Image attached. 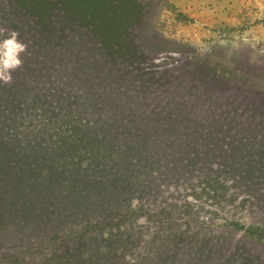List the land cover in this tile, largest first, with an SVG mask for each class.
Listing matches in <instances>:
<instances>
[{
    "label": "rangeland",
    "instance_id": "obj_1",
    "mask_svg": "<svg viewBox=\"0 0 264 264\" xmlns=\"http://www.w3.org/2000/svg\"><path fill=\"white\" fill-rule=\"evenodd\" d=\"M139 1L144 7V16L142 23L134 29V38L147 55L148 63L153 61L159 65V68L168 66L169 69L179 65L175 70L184 76L188 75L193 67L197 70L200 66L203 72L213 77L208 79H215L219 85L253 91L255 94L264 92V0H247L248 9L237 10L235 7L233 8L234 16L232 17L231 14L230 18L225 17L229 14L227 8L229 0H219L218 4H226L223 10L217 9L215 5H210V8L205 4L197 5L193 0L178 6L174 0ZM242 4L243 1L240 6H243ZM210 16L219 22H207ZM0 30H3L0 31V40L7 38L12 31H15L18 33V40L27 45L26 52L21 54L23 65L12 72V82L5 84L0 81V147L4 144L9 146L17 144L14 141L15 137L16 139L25 138L24 135L33 132L40 134L38 141L43 151L52 150L48 155L41 156L44 163L50 160L58 165L63 157L74 158V163L70 164L72 168L67 171L69 175L62 176L60 181L66 185L67 203L74 200L73 204H79V207L74 209L71 219L62 227L66 229L65 233H51L52 235L49 232L43 235L36 233L29 224L33 216L31 209L21 210L22 214L19 216L22 218L7 220L6 224L2 225L5 231L0 232V264H55L53 246L61 244L65 234L72 233L74 237L75 230L82 233L81 230L87 227L89 228L87 234L92 235L89 240L91 251L95 249V245L99 246L102 231L107 234L126 227L123 231L127 230V232L123 238L126 237L128 241L132 239L128 235L129 231L140 233L136 235L140 239L136 244L140 246L139 250L142 254L148 251L151 246L150 241L160 234L167 236L170 233L180 232V234L194 236V240L184 244L180 251V257L184 260L174 264L188 262L195 264L196 260L192 259L194 252L199 257V250L204 249L207 254L209 247H213L214 249H211L214 252H223L227 249L226 258L228 257L229 264H264V152L260 153L259 170L255 172L256 179L260 181V184L254 187L255 190L245 187L237 188L234 182L235 177L231 176L227 170L218 171L217 178L213 179L221 180L227 185V196L214 198L212 188L209 187V193L203 191L205 184L202 178L204 177L202 172L196 170L190 176L191 185L184 180L173 185H167L165 181L159 180L152 192L147 194L138 192L130 202H126L122 206L123 215H116L114 219L108 220L106 211L109 209L106 208V203H102L97 194L93 193V196L89 193L91 187L86 185L88 181L93 183L97 179L95 175H92L95 169L88 168V164L99 168L97 164L100 163V156L98 158L93 153L87 152L88 141L82 138L84 134L72 135L75 122L71 125L64 120L55 123L50 115L53 109L61 113L60 108L69 104L66 101L69 95L74 92L81 93V90L77 88H74L71 94L65 90V86H69L68 89H70L68 74L71 72L70 68L74 69L68 58L71 59L81 51L84 55L87 54L88 49H91L90 45L88 49H83L87 45L70 46L62 40L55 41L43 37L39 27L28 19V16L20 11L12 0H0ZM92 49H95L92 53L99 52L96 46ZM59 51L64 54L60 58ZM56 54L58 56H55ZM79 60L80 63L76 66L78 68L82 66L85 73L93 74L98 71V67L94 66L93 58L87 65H84V58L80 57ZM65 62L66 65L63 64ZM99 64H103V61H99ZM121 68L125 69L124 66ZM101 70L103 73L104 68L101 67ZM134 72L132 70L130 73ZM64 74L67 76L65 82H63ZM95 76L94 83L98 87L97 92L103 94L102 104L105 106L120 107L134 101L137 97L142 98L141 95L136 96L135 87L130 90L125 87L124 92H121L119 86L107 87L101 75L95 73ZM56 92L63 95L65 93L64 101L53 98ZM195 97L201 99L202 96L195 95ZM250 98L258 102V107L253 105L246 110L245 105L242 104L248 102ZM261 100H264V97L246 93L245 101L237 104L242 105L239 112L243 116L241 118L243 129L259 130L258 138L264 140L262 115L264 106L261 105ZM153 111L154 101H146V105L140 110L143 117L140 123L134 122L138 114L136 112L131 113L127 118L126 111L123 122L118 114L113 115L116 117V124L122 123L121 127L124 124L130 130L131 140L137 146L140 144V150L142 145L168 144L166 143L168 141L158 138V134L151 129L152 125H155L151 121ZM75 117L77 119L78 114ZM90 119L95 121V115ZM218 120L220 123L205 121L198 117L197 122L200 124L198 127L197 122H191L190 128L185 129L193 134V137L189 139L192 144L197 143V136L205 138L212 132L221 131L217 128L224 130L229 128L230 125L227 124L229 121ZM223 124L227 125L222 127ZM160 129L163 133L162 127ZM116 130L121 129L115 128ZM101 134H98L99 139ZM90 136L94 137L95 133H90ZM63 139H67L70 146L60 145ZM119 143L124 149L133 147L132 144L127 145L126 141ZM200 143L204 145L205 141L202 140ZM102 160L108 161L105 157ZM212 166L222 168L217 165ZM86 170H88L87 173ZM103 174L105 173L101 176ZM245 177L251 179L252 186L253 179L250 172L246 173ZM3 183L4 179L0 178L2 190L7 188V185ZM76 188H79L81 192ZM124 190L127 192L128 189ZM46 196L50 197V195ZM56 197L61 200V195ZM57 198L52 196L48 202ZM87 207H90V212L85 218L83 212ZM27 211L28 215L24 217ZM229 242L230 245H228ZM204 243L208 244V247L204 246ZM71 246H74L73 240H71ZM222 248L225 249L222 250ZM189 252H191L190 255H188ZM135 256L133 255L132 262H135ZM220 256L219 263L225 264L224 256L222 254ZM47 260L50 261L46 262Z\"/></svg>",
    "mask_w": 264,
    "mask_h": 264
},
{
    "label": "trees",
    "instance_id": "obj_2",
    "mask_svg": "<svg viewBox=\"0 0 264 264\" xmlns=\"http://www.w3.org/2000/svg\"><path fill=\"white\" fill-rule=\"evenodd\" d=\"M12 2L39 27L43 37L55 41L62 40L70 46L87 45L83 49H88V45L91 47L85 55L81 51L71 59L68 58L74 69L70 68L71 72L68 74L70 89L69 86H65V90L71 94L74 88H77L81 93L74 92L69 95L66 100L69 104L60 108L61 113L53 109L50 115L55 123L64 120L71 125L75 122L72 135L84 134L82 138L88 141L87 152L93 153L98 158L100 156V163L97 164L99 168L88 164V168L95 169L92 175L97 179L93 183L88 181L86 185L91 187L89 193L93 196L97 194L101 202L106 203V208L110 211H106L108 220L114 219L116 215H123L122 206L126 202H130L138 192L146 194L152 192L159 180L165 181L167 185L184 180L191 185L190 176L196 170L202 172L204 177L203 191L209 193V187L212 188L213 197L217 199L227 196V185L221 180L213 179L217 178L218 171L227 170L235 177L237 188L255 190L254 187L260 184L255 172L259 170V157L260 153L264 152L262 149L264 140L258 138L259 130L243 129L241 125L243 116L239 112L242 105L249 110L253 105L258 107V102L251 97L248 102L240 106L237 103L245 101L246 93L264 97V92L255 94L253 91L219 85L215 79H208L213 77L203 72L200 66L197 70L193 67L192 71L184 76L175 70L179 65H175L173 70L168 66L159 68V65L153 61L148 63L147 55L134 38V29L142 23L144 16V7L139 0H12ZM93 46H96L99 52L92 53V50H95L92 49ZM58 53L59 56L58 54L55 56L59 58L64 55L61 51ZM80 57L84 58V65L93 58L97 64L94 63V66L98 67L95 73L102 76L105 86L114 85V88L119 86L121 92H124L125 87L129 90L135 87L136 96L141 95L142 98L137 97L127 105H122L124 108L105 106L102 104L103 94L97 92L98 87L94 83L95 73H85L82 66L80 68L76 66L80 63ZM99 61H103V64H99ZM63 64L66 65V62ZM121 66L125 69L123 70ZM101 67L104 68L103 73ZM132 70L135 72L131 74ZM40 72L42 74L41 70ZM63 78L65 82L67 76L64 74ZM64 95L56 92L53 98L64 101ZM195 95L202 97L196 99ZM146 101H154L151 121L155 125H152L151 129L158 134V138L168 141H165L168 144L142 145L140 150V144L137 146L131 140L130 130L124 124L121 127L122 123L116 124V117L113 115L118 114L123 122L126 113L128 118L131 113L136 112L138 114L134 122L140 123L143 120L140 110L146 105ZM261 105L264 106V100H261ZM76 114L79 120L76 119ZM94 115L95 121H92L90 117ZM262 115L264 118V108ZM198 117L217 123H220L218 119L223 122L229 121L227 124L230 126L226 130L217 128L221 131L212 132L205 138L197 136V143L193 145L189 140L193 134L185 128H190V123L197 122ZM128 121L130 122V119ZM132 124L135 125L133 122ZM160 125L163 133L161 127L159 128ZM196 125L198 127L200 124L197 122ZM115 128L121 130L115 131ZM90 133H95V136H90ZM98 134H101L100 139ZM144 135L149 134L144 133ZM24 136L25 138H14L17 144L10 146L4 144L0 147V178L4 179L3 185H7L6 189H0V232L5 231L2 225H5L7 220L22 218L19 216L22 214L21 210L31 209L33 216L29 224L36 233L39 235L46 232L65 233L66 229L62 227L71 219L74 209L78 208L79 204H73L74 200L67 203L66 185L60 180L62 176L69 175L67 171H70L72 168L70 164L74 163L75 159L63 157L58 165L50 160L44 163L41 156L48 155L52 150L43 151L38 141L40 134L30 132L29 135ZM202 140L205 141L204 145L200 143ZM120 141H126L127 145L132 144L133 147L124 149ZM60 145L70 146L67 139H63ZM104 157L108 159L107 162L102 160ZM213 160L215 161L210 164ZM212 165L222 168H214ZM249 172L253 179L252 186L251 179L245 177ZM102 173L105 174L101 176ZM124 189H128L127 192ZM76 190L81 192L79 188ZM60 195L61 200L56 197ZM52 196L57 199L48 202ZM112 210L116 212H111ZM89 212L90 207H87L83 212L85 218ZM26 215L28 211L24 213V217ZM125 228L107 234L102 231L99 246L95 245L92 251L89 241L92 235L87 234L88 227L81 230L82 233L75 230L74 237L72 233L65 234L61 244L53 246L54 262L55 264H174L184 260L180 257L183 245L194 240V236L180 232L170 233L167 236L160 234L150 241L151 246L148 251L142 254L139 250L140 246L136 244L140 241L136 235L140 233L129 231L128 235L132 239L128 241L126 237L123 238L127 232V230L123 231ZM71 240L74 246H71ZM203 245L208 247V244ZM211 248L213 247L207 248V254L204 249L199 250V257L194 252L192 259L196 260L195 264H218L220 254L224 256L225 264H229V259L226 258L227 249L222 248L225 249L223 252H214ZM133 255H136L135 262H132ZM48 261L50 260L46 262Z\"/></svg>",
    "mask_w": 264,
    "mask_h": 264
},
{
    "label": "clouds",
    "instance_id": "obj_3",
    "mask_svg": "<svg viewBox=\"0 0 264 264\" xmlns=\"http://www.w3.org/2000/svg\"><path fill=\"white\" fill-rule=\"evenodd\" d=\"M17 37L18 33L12 31L7 38L0 40V81L5 84H10L12 72L22 67L21 54L27 50V45Z\"/></svg>",
    "mask_w": 264,
    "mask_h": 264
},
{
    "label": "crops",
    "instance_id": "obj_4",
    "mask_svg": "<svg viewBox=\"0 0 264 264\" xmlns=\"http://www.w3.org/2000/svg\"><path fill=\"white\" fill-rule=\"evenodd\" d=\"M178 1V2H177ZM187 1H189V0H174V2H175V4L178 6V5H182V4H184V3H186ZM194 1V3L195 4H197V5H202V4H205V5H208L209 6V8H210V5H212V6H216V8L218 9V8H221V10H223V8H224V6L226 5V4H223L222 5V3H219L218 4V2H219V0H193ZM243 1V6H240V4H241V2ZM246 1L247 0H237V1H235V0H229L228 1V5H227V8L229 9V14H228V16H225L226 18L228 17V18H230L231 16V14H232V17L234 16L233 15V12H234V10H233V8H235V7H237V10H239V8H247L248 9V7L249 6H246ZM231 2H233L232 3V5H230V3ZM217 9H215V10H217ZM226 12H227V9H226ZM226 13L224 12V15H225ZM210 15H212V14H210ZM219 15V14H218ZM214 16V15H213ZM212 22V23H218L219 21L218 20H216V19H214V18H211V16H210V18H208V20H207V22ZM262 33V31L260 30V34Z\"/></svg>",
    "mask_w": 264,
    "mask_h": 264
},
{
    "label": "built area",
    "instance_id": "obj_5",
    "mask_svg": "<svg viewBox=\"0 0 264 264\" xmlns=\"http://www.w3.org/2000/svg\"><path fill=\"white\" fill-rule=\"evenodd\" d=\"M264 47V46H263Z\"/></svg>",
    "mask_w": 264,
    "mask_h": 264
}]
</instances>
